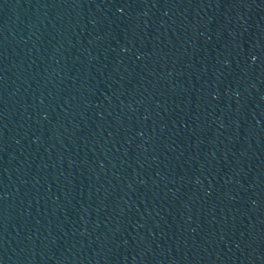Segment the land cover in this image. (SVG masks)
Segmentation results:
<instances>
[{"label":"water","instance_id":"obj_1","mask_svg":"<svg viewBox=\"0 0 264 264\" xmlns=\"http://www.w3.org/2000/svg\"><path fill=\"white\" fill-rule=\"evenodd\" d=\"M243 0H0V264H154Z\"/></svg>","mask_w":264,"mask_h":264}]
</instances>
